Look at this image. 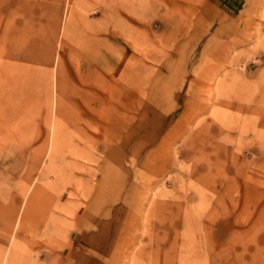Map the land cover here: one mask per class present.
<instances>
[{"label": "rangeland", "instance_id": "rangeland-1", "mask_svg": "<svg viewBox=\"0 0 264 264\" xmlns=\"http://www.w3.org/2000/svg\"><path fill=\"white\" fill-rule=\"evenodd\" d=\"M0 264H264V0H0Z\"/></svg>", "mask_w": 264, "mask_h": 264}]
</instances>
